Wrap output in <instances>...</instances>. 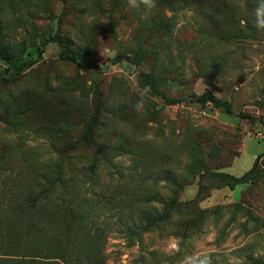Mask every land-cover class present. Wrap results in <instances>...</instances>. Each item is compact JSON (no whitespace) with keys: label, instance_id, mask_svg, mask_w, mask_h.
I'll use <instances>...</instances> for the list:
<instances>
[{"label":"rangeland","instance_id":"rangeland-1","mask_svg":"<svg viewBox=\"0 0 264 264\" xmlns=\"http://www.w3.org/2000/svg\"><path fill=\"white\" fill-rule=\"evenodd\" d=\"M255 4L155 0L145 11L128 0H0V47L18 52L14 63L0 57V264H31V248L67 241H38L8 208L31 178L58 166L88 217L82 231L105 235L107 264H190L201 253L213 264H264V32L253 27ZM58 29L82 65L61 61L54 43L38 54ZM206 91L231 112L195 101ZM44 107L55 108L50 126ZM62 121V140L52 139L46 127ZM72 145L71 157L54 152ZM258 156L250 181L230 190L228 175L242 176Z\"/></svg>","mask_w":264,"mask_h":264},{"label":"trees","instance_id":"trees-1","mask_svg":"<svg viewBox=\"0 0 264 264\" xmlns=\"http://www.w3.org/2000/svg\"><path fill=\"white\" fill-rule=\"evenodd\" d=\"M49 43H54L59 48V59L61 61L81 64L82 65V52L73 47L72 41L67 36L61 34L60 29L54 33H49L47 39L40 43L39 55L44 53V48ZM16 53L11 52L8 47H0V57L7 63H14ZM120 56L117 57L119 59ZM83 66L86 69L94 68L95 66L90 64ZM152 89V86H150ZM199 104L204 105L211 103L215 107L223 109L226 113L231 112L230 106L213 96L210 92H204L195 98ZM66 104H68L66 102ZM65 105V102L57 103L56 108L60 109ZM54 107L42 108L39 110L43 120L47 122L46 125L52 124V116ZM97 110V109H96ZM63 121L60 127L57 129L53 127H46L49 130V135L52 139L62 140L64 133L61 131ZM90 138H86L85 141H90ZM93 151L102 157H107L108 154L99 146H93ZM57 155H65L71 157L76 154L75 146H70L62 150H54ZM258 156L253 167L244 173L240 177L229 176L230 182L227 184L230 190H233L236 185L245 184L250 181V174L254 171ZM65 167H54L51 172L49 170H42L40 174L35 175L30 180L28 191L26 194H19L8 203L10 215L14 218L16 225L24 228L27 234L32 235L42 242L46 237L48 238H60L67 240L66 242L57 245L44 246L36 249V252H32L30 249L29 255L26 259L28 263L36 264L40 259H44V264H107L106 255V238L105 235L97 230H91L92 228L82 231L83 225L87 223L88 217L81 214L73 206V198L75 192L70 191L65 193ZM167 183L171 186L178 187V183L175 180L166 179ZM59 193V194H57ZM57 195V196H56ZM176 206L175 200L171 201L167 205V210L174 209ZM165 214L158 216L157 218H150L141 228L142 232L148 231L150 227H157L164 222ZM131 232V230H130ZM130 239L135 238V233ZM63 241V240H60ZM53 243V240H51ZM42 252H38V251ZM42 255V256H40Z\"/></svg>","mask_w":264,"mask_h":264},{"label":"clouds","instance_id":"clouds-1","mask_svg":"<svg viewBox=\"0 0 264 264\" xmlns=\"http://www.w3.org/2000/svg\"><path fill=\"white\" fill-rule=\"evenodd\" d=\"M128 3L132 8L139 9L143 6L145 11H150L155 7V0H128ZM252 14L254 17L253 27L259 32H264V0H256ZM176 247L177 245L174 248ZM186 259L190 261V264H213V258L208 253H201L195 258L188 256ZM181 264H185L184 260L181 261Z\"/></svg>","mask_w":264,"mask_h":264}]
</instances>
